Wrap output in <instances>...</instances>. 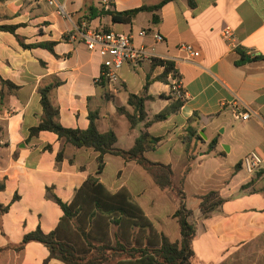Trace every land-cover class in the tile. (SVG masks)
Listing matches in <instances>:
<instances>
[{
  "label": "crops",
  "instance_id": "crops-1",
  "mask_svg": "<svg viewBox=\"0 0 264 264\" xmlns=\"http://www.w3.org/2000/svg\"><path fill=\"white\" fill-rule=\"evenodd\" d=\"M163 1L110 0V10L124 12ZM191 2L172 0L158 11L138 13L130 24L113 23L107 15L85 24L89 8L103 9L102 0H56L53 7L41 0H0V26H17L16 35L25 44H54L53 52L40 47L24 49L14 34L0 31V77L18 87L0 83V181L5 182L0 203L11 204L0 221V247L19 244L37 227L44 233L54 231L63 211L48 189L68 204L97 171L94 150L64 144L47 131L29 137L42 113L40 86L60 82L51 100L62 126L84 130L89 114L97 113V129L114 131L123 149L133 145L143 124L131 130L117 108L127 107L129 93L143 90L147 76L151 81L147 94L154 98L146 104L149 119L173 102L170 79L166 83L156 80L164 67L151 68V60L123 66L116 84L97 85L94 79L100 73L101 58L78 35L77 23L82 21L88 29L132 34L136 45L154 44L149 36L137 35L141 30L156 31L164 38L155 44V54L174 64L185 102L175 114L148 129L150 135L162 139L145 156L169 165L179 184L188 161L185 128L198 115L192 124L203 140L192 143L195 159L184 182L186 205L193 210L197 227L193 264H264V0ZM226 27L233 31L235 49L221 37ZM183 44L200 53L192 63L179 50ZM237 102L249 106L255 115L246 121L236 119ZM215 138L217 145L209 152ZM62 150L64 157L57 162L56 155ZM253 151L262 158V165L248 174L240 163ZM98 177L110 192L126 189L156 234L179 240L180 229L173 218L177 200L162 191L141 166L106 155ZM251 181L254 185L243 189ZM212 190H218L226 201L203 218L195 195ZM15 195L19 198L12 202ZM82 243L76 240L77 246L84 247ZM47 257L43 245L31 242L21 252H4L0 264H43ZM47 264L64 263L51 259Z\"/></svg>",
  "mask_w": 264,
  "mask_h": 264
},
{
  "label": "trees",
  "instance_id": "trees-1",
  "mask_svg": "<svg viewBox=\"0 0 264 264\" xmlns=\"http://www.w3.org/2000/svg\"><path fill=\"white\" fill-rule=\"evenodd\" d=\"M170 1L172 0H164L158 5L143 6L124 12L104 8L97 11L89 8L88 20L85 24L102 15L109 16L113 23L130 24L138 13L158 11ZM189 1L192 4L191 0ZM77 25L80 27L82 21H79ZM16 29L17 26H0V31L14 34L24 49L40 47L53 52V43L25 44L16 35ZM158 66L164 67V70L156 78L157 81L166 83L170 75L176 76L172 62L158 58L152 59L151 68ZM107 82L103 78L97 85L106 86ZM0 83L2 87L18 88L1 77ZM150 84V77L147 76L145 86L139 94H128L126 105L130 109L126 106L117 108L118 114L125 116L129 121L131 130L143 124V129L128 149L117 145L118 138L114 131L101 133L97 129V113L89 114V124L84 130L62 126L59 122V110L51 100V92L60 85V82L38 88L42 113L39 124L29 130V137H37L40 132L47 131L54 133L64 144H70L75 148H90L98 154L97 171L95 175L87 177L76 191L72 202L68 204L63 203L51 189H48L63 211V217L56 229L44 233L40 227H37L34 231L25 234L19 244H7L0 247V257L8 250L21 252L27 244L36 242L48 251V257L43 264H47L51 259L59 260L64 264H193L192 242L196 237L197 227L193 210L186 205L184 182L191 170V163L195 159V156L191 154L194 149L192 143L195 139L203 140L198 134L197 125L192 124V121L197 122L198 115H193L185 128L184 142L188 161L179 184H175L172 168L169 165L150 161L145 154L154 150L162 139L150 135L148 129L154 123L166 120L171 114L179 111L185 100L173 97V102L167 109L149 119L146 104L154 99L147 94ZM217 142V138L210 142L209 152L215 148ZM106 155L120 157L125 162L137 163L162 191L169 193L177 200V209L173 218L176 219L180 229L179 240L171 241L164 234H156L144 211L126 189L113 193L100 182L98 175L105 168ZM63 157L62 150L56 155V161L61 162ZM251 185H254V181L243 186V189ZM4 190L5 182L0 181V192ZM18 198V195H15L12 202ZM195 198L199 200V210L203 218L210 217L226 201L218 190L195 195ZM10 207L11 204L0 203V221ZM111 229H114L113 242L109 238ZM76 240H81L84 247L77 246Z\"/></svg>",
  "mask_w": 264,
  "mask_h": 264
},
{
  "label": "built area",
  "instance_id": "built-area-1",
  "mask_svg": "<svg viewBox=\"0 0 264 264\" xmlns=\"http://www.w3.org/2000/svg\"><path fill=\"white\" fill-rule=\"evenodd\" d=\"M48 6H55L56 0H41ZM105 10H110V0H102ZM60 14H64L63 10H59ZM77 33L85 43L90 52H96L101 58V70L99 75L94 79L99 84L102 79H106L108 83L116 84L119 82V70L128 64L137 63L143 60H152L157 58L155 54V44L163 42V36L156 31L141 30L137 35L141 38L150 37L154 44L151 46L136 45L132 34L116 33L113 31L92 30L88 29L85 24L77 29ZM221 37L228 42L232 49L237 48L233 31L230 27H226L221 32ZM179 50L185 54V60L192 63L194 59L200 56V53L190 44H183ZM176 76H178L175 70ZM174 76V75H173ZM170 75L171 92L175 98L185 99V94L180 86L178 77ZM255 115V112L243 102H237L234 110V117L242 121H246ZM242 167L248 174L259 171L262 165V158L257 152H250L241 161Z\"/></svg>",
  "mask_w": 264,
  "mask_h": 264
},
{
  "label": "rangeland",
  "instance_id": "rangeland-1",
  "mask_svg": "<svg viewBox=\"0 0 264 264\" xmlns=\"http://www.w3.org/2000/svg\"><path fill=\"white\" fill-rule=\"evenodd\" d=\"M187 193H190V190H188V188H187ZM189 205L191 206V208L194 207V206H192V204H189ZM113 234H114V229H111L109 232V238H110L111 242H113V238H112Z\"/></svg>",
  "mask_w": 264,
  "mask_h": 264
}]
</instances>
